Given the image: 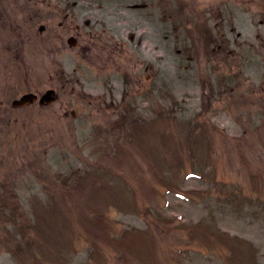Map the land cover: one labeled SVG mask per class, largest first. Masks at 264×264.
<instances>
[{
	"label": "rangeland",
	"instance_id": "rangeland-1",
	"mask_svg": "<svg viewBox=\"0 0 264 264\" xmlns=\"http://www.w3.org/2000/svg\"><path fill=\"white\" fill-rule=\"evenodd\" d=\"M43 1L0 0V7L10 16L8 23L0 20V39L5 40L4 45L11 44L13 54L19 52L20 36L27 29H37L45 18L57 15L55 4L64 7L66 2ZM69 3L77 17L90 19V29L100 32L110 44L94 39L88 51L74 50L78 52L74 56H94L91 67L65 51H34L29 46L23 50V69H31L27 76L16 74L19 93L25 88L22 80L43 79L57 84L60 98L52 104L50 118L34 107L21 110L27 119L21 134L26 151L15 194L22 195L24 212H28L32 200L48 203L38 175L55 171L58 178L60 171L67 175L73 167L84 170L97 162L112 169L117 166L116 181L122 176L134 179L135 169L146 186L140 190L134 186V198L122 181L116 188L112 170L109 186L117 190V199L97 186H81L80 194L108 193L106 210L100 199L88 211L97 213L100 207L113 216L115 233L120 228L127 233L116 238L112 232L114 236L106 240L104 225L98 227L102 220L92 223L77 211L73 223L78 225L80 237H86L94 224L92 241L97 253L93 255V250L90 254V246L77 241L74 234L72 251L67 250L66 256L63 252V258L57 260L51 252L50 259L62 264H264V0ZM27 20L36 22L35 26ZM205 25L211 30L207 38L201 34ZM101 28L107 32L102 33ZM115 42L120 43L117 48ZM209 50L212 53L208 55ZM31 52L39 56L37 60ZM226 86L227 92L233 86L241 94L256 88L258 97L251 95L254 98L250 100L239 93L229 94ZM207 100L213 101V107L206 108ZM71 108L79 112L78 118L66 115ZM124 112H132L143 124L131 132L124 130ZM199 117L205 123L201 122L198 130H209L214 142L210 153L198 139L201 131L187 136ZM150 119L168 127L170 120L182 131L177 137L172 130L176 138L164 140L169 165H158L155 148L146 144L148 137L149 143L157 138V127ZM192 148L195 152L189 158L183 150ZM109 150L118 154L123 150L129 161L108 155ZM147 153L151 154L149 161ZM184 168L187 171L181 176ZM149 173L155 176L151 179L158 174L157 191L147 185ZM58 180L63 189L70 187ZM67 201L71 203L70 196ZM137 208L150 210L143 216L129 212H137ZM56 211L62 218L58 206ZM43 212L45 218L37 213L45 223L41 227L55 234L53 226L58 218L47 220L50 213ZM154 222L164 226L161 237L155 234ZM58 235L61 241L62 234ZM5 241L1 236L0 264H17Z\"/></svg>",
	"mask_w": 264,
	"mask_h": 264
},
{
	"label": "flooded vegetation",
	"instance_id": "flooded-vegetation-1",
	"mask_svg": "<svg viewBox=\"0 0 264 264\" xmlns=\"http://www.w3.org/2000/svg\"><path fill=\"white\" fill-rule=\"evenodd\" d=\"M67 27H71V25L67 26ZM80 32H76L75 36H79ZM91 40H89L86 43L85 48L88 49L89 44H91ZM104 43L106 44H110L107 43V41H105ZM103 43V44H104ZM105 44V45H106ZM13 109V108H12ZM18 120V118H16V116H13L11 108L8 106V103L6 102V97L4 95V93L0 92V125H8L11 123H16ZM1 126H0V132H1ZM0 142H1V138H0ZM11 160V159H10ZM6 161L3 158H0V186H6L7 185V179H8V173L6 171ZM11 165V164H10ZM16 173L18 174L20 171L19 169L15 170ZM6 202V198L5 197H0V204Z\"/></svg>",
	"mask_w": 264,
	"mask_h": 264
}]
</instances>
